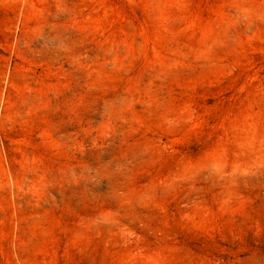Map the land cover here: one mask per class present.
Instances as JSON below:
<instances>
[{
    "label": "rangeland",
    "instance_id": "obj_1",
    "mask_svg": "<svg viewBox=\"0 0 264 264\" xmlns=\"http://www.w3.org/2000/svg\"><path fill=\"white\" fill-rule=\"evenodd\" d=\"M0 264H264V0H0Z\"/></svg>",
    "mask_w": 264,
    "mask_h": 264
}]
</instances>
